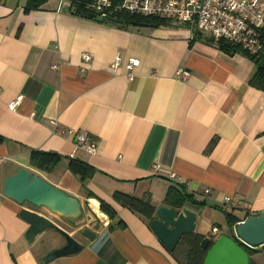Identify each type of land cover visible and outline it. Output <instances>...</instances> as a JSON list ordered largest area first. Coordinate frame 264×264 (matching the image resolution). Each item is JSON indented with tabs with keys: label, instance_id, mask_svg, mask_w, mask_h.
Listing matches in <instances>:
<instances>
[{
	"label": "crops",
	"instance_id": "1",
	"mask_svg": "<svg viewBox=\"0 0 264 264\" xmlns=\"http://www.w3.org/2000/svg\"><path fill=\"white\" fill-rule=\"evenodd\" d=\"M26 2L0 0V264H178L143 217L113 201L114 191L148 192L156 208L168 187L179 184L204 200L184 207L196 213L194 230L206 237L213 227L224 233L218 224H227L224 211L239 218L264 211V88L250 83L253 60L227 54L176 22L119 27L79 17L65 10V0L29 11ZM116 55L122 63L113 70ZM129 57L138 61L132 80ZM178 68L189 72L186 80L174 77ZM68 129L95 140L96 154L76 148ZM31 149L64 159L41 171L30 165ZM68 157L89 163L92 176L82 182L73 175ZM20 167L79 199V227L3 195L4 178ZM87 190L110 203L115 218ZM21 207L75 236L84 227L95 235L82 240L80 251L43 263L64 239L47 229L27 243ZM203 220L211 227L206 232ZM254 249L250 261L264 264V245Z\"/></svg>",
	"mask_w": 264,
	"mask_h": 264
},
{
	"label": "water",
	"instance_id": "2",
	"mask_svg": "<svg viewBox=\"0 0 264 264\" xmlns=\"http://www.w3.org/2000/svg\"><path fill=\"white\" fill-rule=\"evenodd\" d=\"M64 4L65 10H70V3L65 1ZM95 20L104 21L101 16H96ZM2 192L5 197L13 199L19 205L29 203L36 208H45L65 219L72 227H79V220L83 214L79 199L25 167H20L4 178ZM18 215L28 224L23 234L27 243L32 242L36 235L47 229H53L64 239V244L50 250L42 257L41 262L46 263L58 257L74 254L83 248L82 242L73 234L62 229L48 217L25 207H21ZM195 221L196 213L187 207L178 209L159 205L155 209V217L150 222V228L170 252L182 235L195 231ZM233 230L236 238L248 247L264 245V211L246 217L237 223ZM81 235L86 239H92L95 232L89 227H84L81 229ZM201 246L207 249L202 264H249V255L244 248L224 233L215 239L205 237Z\"/></svg>",
	"mask_w": 264,
	"mask_h": 264
},
{
	"label": "built area",
	"instance_id": "3",
	"mask_svg": "<svg viewBox=\"0 0 264 264\" xmlns=\"http://www.w3.org/2000/svg\"><path fill=\"white\" fill-rule=\"evenodd\" d=\"M70 2V0H65ZM89 7L96 16L103 19L121 13L153 16L170 22L183 24L192 33H201L209 36L212 40H226L229 43L239 46L250 56L261 55L264 58V0H120L118 3L113 0H89ZM82 59L88 61L91 58L89 53H82ZM137 59L129 57L125 62L127 77L132 80L134 74L132 69L137 64ZM122 63V58L116 55L110 63V68L115 70ZM189 72L178 68L174 77L186 80ZM19 99L8 104L9 109H15ZM50 124L56 127V121L51 120ZM66 132L59 129L58 133ZM67 133L74 139L75 147L85 151L89 155L97 152V143L86 133L67 130ZM73 153L70 156L73 157ZM154 170L160 166L154 164ZM171 178L178 177L170 173ZM179 180V179H178ZM205 189L204 193H209ZM226 197L224 201H228ZM218 229L213 227L210 236H216Z\"/></svg>",
	"mask_w": 264,
	"mask_h": 264
},
{
	"label": "trees",
	"instance_id": "4",
	"mask_svg": "<svg viewBox=\"0 0 264 264\" xmlns=\"http://www.w3.org/2000/svg\"><path fill=\"white\" fill-rule=\"evenodd\" d=\"M113 1L118 3L120 0ZM44 2L45 0H27L25 10L29 11L30 9H36ZM69 3L70 11L73 14L82 18L95 19L96 14L89 7V0H70ZM104 21L110 25L119 27H125L128 25H171L170 21L164 19H159L153 16L131 14L126 12L117 13L109 17L108 19H104ZM198 34L201 33H194V35ZM217 44L219 48L227 54L241 53L244 56L253 60L257 65V69L251 77L250 83L260 88H264V58L261 55L250 56L239 46L229 43L228 41L223 39L218 40ZM2 141H4V137L0 135V142ZM212 143L209 145V147L212 146ZM62 159L64 158L56 152H47L35 149L30 150V165L41 171H52L55 165ZM66 159L67 169L73 175L77 176L82 182H85L88 178L92 176L94 168L89 163L74 159L72 157H68ZM86 195L87 197H95L99 201V208L103 212H105L110 217V219L115 218L116 211L110 203L98 197L90 190H87ZM112 199L117 204L128 208L132 212L139 214L150 226L151 220L155 217L156 208L152 204L150 194L148 192L145 193L142 197H137L135 195L128 194L125 192L114 191L112 194ZM187 202L193 205L205 204L203 199H199L197 196L195 197L192 192L185 190L183 186L179 184L170 185L163 198V204L171 208H183ZM224 214L226 216L227 225L229 227L228 233H226V235H228L229 237L234 239L239 245H241L244 250L248 253L250 259V255L255 251V249L244 245L236 238L233 226L236 225L237 222L243 221L246 217L252 214L247 213L245 215V218H239L234 214L226 211H224ZM118 223H122V221L119 220ZM205 237V235L196 231L182 235L173 250L169 252L171 257L178 264H202L207 251L206 248H203L201 246V242ZM249 264H252V261H249Z\"/></svg>",
	"mask_w": 264,
	"mask_h": 264
},
{
	"label": "rangeland",
	"instance_id": "5",
	"mask_svg": "<svg viewBox=\"0 0 264 264\" xmlns=\"http://www.w3.org/2000/svg\"><path fill=\"white\" fill-rule=\"evenodd\" d=\"M59 218H61V217H59ZM66 220L64 219V222H65ZM201 221V220H200ZM219 223L218 224H220V229H221V232L223 233H228V225L225 223V222H220V221H218ZM66 223H68L67 221H66ZM65 223V224H66ZM217 224V223H216ZM69 226H70V224H69ZM71 227H72V225H71ZM71 227H67L68 229L67 230H71ZM201 227H202V230L203 231H205L206 232V230H210L211 229V227H210V225L206 222V221H204L203 220V222H202V224H201ZM75 228V227H74ZM218 233H219V228H218V232H217V235H218ZM78 234V233H77ZM77 234H76V236H77ZM216 235V236H217ZM208 237L209 238H211L212 237V239H214L215 238V236H210V234H208Z\"/></svg>",
	"mask_w": 264,
	"mask_h": 264
},
{
	"label": "flooded vegetation",
	"instance_id": "6",
	"mask_svg": "<svg viewBox=\"0 0 264 264\" xmlns=\"http://www.w3.org/2000/svg\"><path fill=\"white\" fill-rule=\"evenodd\" d=\"M76 234H77V233H76ZM74 237H75L76 239H78L80 242H82V240L85 239V237H83V236L81 235V230L78 232L77 236H75V234H74Z\"/></svg>",
	"mask_w": 264,
	"mask_h": 264
}]
</instances>
